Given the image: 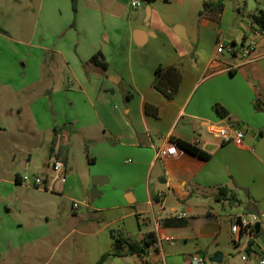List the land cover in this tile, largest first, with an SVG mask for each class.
Segmentation results:
<instances>
[{"label":"crops","instance_id":"1","mask_svg":"<svg viewBox=\"0 0 264 264\" xmlns=\"http://www.w3.org/2000/svg\"><path fill=\"white\" fill-rule=\"evenodd\" d=\"M253 2L249 10L248 0H238L244 4L239 6V16L244 18L235 28L241 33L240 43L254 40L257 44L251 61L235 55L232 61H205L211 39L217 40L218 47L238 44L228 30L226 6L219 17L200 13L197 35L190 36L187 29L184 39L157 20L153 10L150 28L146 23H132L127 19L132 15L128 3L115 1L112 23L125 20L129 27L125 40L131 50L134 44L144 46L154 40L150 54L139 68L127 72L117 67L122 61L120 49L114 58L113 50L122 44L120 38L104 35L100 46L78 45L76 55L89 63L95 74L92 83L100 89L93 97L89 86L82 83L86 100L74 113L56 110L52 117L42 114L37 133L31 129V150L21 151L8 182L15 193L24 190L29 194L22 204L32 203L33 194L47 201L42 213H26L0 231V262L98 264L114 249V233L141 243L155 232L157 242L147 254L125 249L127 254L111 255L103 264H191L194 256L203 257L206 264H238L231 260L237 253H243L245 264H259L264 257V33L254 17L264 10V0ZM139 14L140 10L138 20L145 22ZM236 16L233 12L237 21ZM138 29L143 30V45L134 37ZM99 51L108 63L106 70L90 62ZM168 64H176L183 75L174 99L153 87L156 69ZM217 74L240 78L242 87H198ZM0 83L12 87L8 81ZM122 93L126 102L114 105ZM148 104L158 109L157 117L147 112ZM217 104L228 110L226 116L217 111ZM212 125L234 126L245 132L244 138L222 143L210 133ZM76 136L89 148L82 167L70 162L75 151L69 144ZM174 138L196 144L211 158L202 159L175 142V156L156 157L157 149ZM57 158L64 161L65 168L55 182L52 165ZM35 178L42 179L43 187L33 186ZM9 201L13 203L14 198ZM75 203L80 208L75 209ZM243 203H247L246 209H242ZM251 213L260 217L259 232L251 239L233 233L237 219ZM219 253L223 260L214 261Z\"/></svg>","mask_w":264,"mask_h":264},{"label":"rangeland","instance_id":"2","mask_svg":"<svg viewBox=\"0 0 264 264\" xmlns=\"http://www.w3.org/2000/svg\"><path fill=\"white\" fill-rule=\"evenodd\" d=\"M115 1L76 0L74 4L73 0H0V82L8 81L12 85H0V231L26 213H42V205L47 201L44 196L33 194L30 198L32 203L22 204L28 200L29 194L24 190H16L15 193L8 182L12 179L14 165L19 163L21 151L31 150L28 145L32 136L31 129L34 134L37 133L42 125V114L52 117L56 110L66 114L74 113L81 105L79 103L86 100L80 87L82 83L89 86L90 96L94 97L100 89L92 83L93 79L95 81V74L91 66H88L89 63L76 55L78 45L89 43L100 46L104 35L120 38L122 44L120 48L113 50L116 54L114 58L118 57L120 49L122 61L117 67L125 68L127 72L139 68L144 57L150 54L154 40L144 46L134 44V49L131 50L125 40L129 33L125 20L116 19V23H112L110 14ZM144 1L153 10L157 20L174 30L181 25L185 30L188 29L190 36H195L201 20L200 13L204 10V1L215 0ZM123 2L128 3L126 0ZM224 2L228 8V30L236 37V45L240 46L241 33L235 28L242 24L243 16H239V6L243 7L244 4H239L238 0ZM127 11L129 15L132 14L127 18L132 23L145 25V22H140L137 18L139 10L133 9L129 3ZM233 12L238 15L237 21L232 18ZM151 20L147 28H150ZM245 20L249 21L248 18ZM213 58L232 61L233 57L227 52L218 53L217 40L213 38L208 43L205 61ZM213 70L218 71L217 68ZM22 87H25L24 92L18 93L17 90ZM198 87H242V81L240 78L233 79L230 75L217 74L203 80ZM120 97L121 100L114 99V105L121 106V102H126L123 93ZM34 120H37V124L33 125L31 122ZM78 139L77 136L71 137L69 147L75 153L70 155V162L82 167L89 148ZM17 197L20 198L19 201L16 200ZM10 198H14L13 203L9 201ZM7 206L10 210H7ZM246 206L247 203H243L242 209H246ZM16 207L18 210L14 212ZM242 255L243 253L232 255L231 260L245 264L241 260ZM250 260H254V256ZM209 264L212 262L209 261Z\"/></svg>","mask_w":264,"mask_h":264},{"label":"trees","instance_id":"3","mask_svg":"<svg viewBox=\"0 0 264 264\" xmlns=\"http://www.w3.org/2000/svg\"><path fill=\"white\" fill-rule=\"evenodd\" d=\"M73 2L75 4L76 0H73ZM224 8L225 4L223 0L204 1V10L201 12V14L209 12L213 13V16L219 17L224 11ZM254 22L258 25L259 30L264 33V10L260 11L259 14L254 17ZM90 62L97 66H100L104 70L108 68V63L104 59L101 51L95 54L90 59ZM182 80V72L176 64L159 65L156 69L153 87L167 99H174L180 90ZM216 109L222 116H226L228 114V110L220 104L216 105ZM146 110L149 114H152L155 117L159 115L158 109L149 104L147 105ZM173 142H175L178 146H180L187 152L202 159L209 160L211 158V154L203 151L196 144L178 138H174ZM221 189L222 191L227 190L226 187H222ZM113 235L115 238L114 249L111 252L104 254L98 264H103L105 260L111 255L124 256L128 253V251H131L133 254L137 253L140 255H145L149 252V249L157 242V235L155 232H150L147 235V238L141 243L132 241L121 234L117 236L114 233ZM125 249H128V251L124 252Z\"/></svg>","mask_w":264,"mask_h":264},{"label":"built area","instance_id":"4","mask_svg":"<svg viewBox=\"0 0 264 264\" xmlns=\"http://www.w3.org/2000/svg\"><path fill=\"white\" fill-rule=\"evenodd\" d=\"M129 5L133 9L141 10L146 4L144 0H128ZM257 48V44L254 40L245 41L237 46L236 44L229 45H220L218 47L219 53H229L231 55L238 56L242 60L251 61L255 51ZM209 131L212 135L218 138L222 143H230L241 141L244 138L245 132L231 125H212L209 128ZM67 143V139H65L64 144ZM178 153V147L174 142L168 144V146L157 149L156 157H168L175 156ZM53 181H58L61 179L60 173L65 168V163L63 160L57 158L54 160L53 165ZM44 183L42 179L35 178L33 186L35 187H43ZM75 209L80 208L79 203L74 204ZM181 218V216H179ZM260 223V217L255 214H245L239 217L236 223L232 226V232L235 234H244L248 238H253L256 232V225ZM245 259V257H243ZM191 264H206V261L201 256H194L191 259ZM259 264H264V257L259 259Z\"/></svg>","mask_w":264,"mask_h":264},{"label":"water","instance_id":"5","mask_svg":"<svg viewBox=\"0 0 264 264\" xmlns=\"http://www.w3.org/2000/svg\"><path fill=\"white\" fill-rule=\"evenodd\" d=\"M253 5L254 6V2L253 0H249V10H252L253 7L250 6ZM140 19H144L145 20V23L146 25L148 26L149 25V19L151 17V8L149 6H145L143 9L140 10ZM175 32L182 38L184 39H187V36H186V32H185V29L183 26L179 25L175 28ZM143 30L141 29H138L135 31L134 33V37H135V40H136V43L138 45H143L144 42H145V39L143 38ZM260 230V225L259 223L256 225V231L259 232ZM214 261H218V262H221L223 260V255L222 254H217L214 259Z\"/></svg>","mask_w":264,"mask_h":264}]
</instances>
